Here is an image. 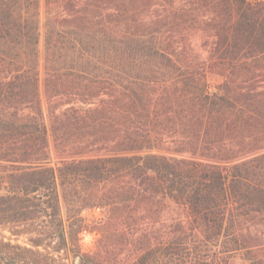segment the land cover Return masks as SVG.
<instances>
[{"label":"trees","instance_id":"trees-1","mask_svg":"<svg viewBox=\"0 0 264 264\" xmlns=\"http://www.w3.org/2000/svg\"><path fill=\"white\" fill-rule=\"evenodd\" d=\"M235 256L264 264V0H0V264Z\"/></svg>","mask_w":264,"mask_h":264},{"label":"rangeland","instance_id":"rangeland-1","mask_svg":"<svg viewBox=\"0 0 264 264\" xmlns=\"http://www.w3.org/2000/svg\"><path fill=\"white\" fill-rule=\"evenodd\" d=\"M85 216L89 220L99 219L102 218L105 215L104 210L101 208H92L87 210L85 213ZM98 240V234L95 233H86L82 240V247L84 251H93L96 248ZM75 262V260H73ZM233 264H249L246 261H243L239 258V256H235L233 258Z\"/></svg>","mask_w":264,"mask_h":264},{"label":"water","instance_id":"water-1","mask_svg":"<svg viewBox=\"0 0 264 264\" xmlns=\"http://www.w3.org/2000/svg\"><path fill=\"white\" fill-rule=\"evenodd\" d=\"M76 261H78V257L76 258Z\"/></svg>","mask_w":264,"mask_h":264},{"label":"built area","instance_id":"built-area-1","mask_svg":"<svg viewBox=\"0 0 264 264\" xmlns=\"http://www.w3.org/2000/svg\"><path fill=\"white\" fill-rule=\"evenodd\" d=\"M86 234H84V236H85Z\"/></svg>","mask_w":264,"mask_h":264}]
</instances>
